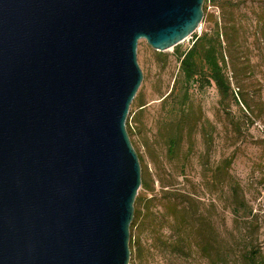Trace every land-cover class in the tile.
Returning a JSON list of instances; mask_svg holds the SVG:
<instances>
[{
    "label": "water",
    "instance_id": "1",
    "mask_svg": "<svg viewBox=\"0 0 264 264\" xmlns=\"http://www.w3.org/2000/svg\"><path fill=\"white\" fill-rule=\"evenodd\" d=\"M204 2L0 0V264H130L139 42L178 46Z\"/></svg>",
    "mask_w": 264,
    "mask_h": 264
},
{
    "label": "rangeland",
    "instance_id": "2",
    "mask_svg": "<svg viewBox=\"0 0 264 264\" xmlns=\"http://www.w3.org/2000/svg\"><path fill=\"white\" fill-rule=\"evenodd\" d=\"M235 2L239 6L233 8V11L246 29L241 50L247 53L252 64V72L248 71L239 79L254 113L241 102H222L221 95L214 86L203 91L196 90L194 103L203 109V128L193 135L191 141L187 139L189 142L184 149L188 152V178L196 184V191L207 207L215 204V209L209 214L220 232L222 245L225 247L223 252L230 255L226 264H246L241 255L247 248L256 247L264 253V24L259 21V15L264 13V0ZM208 11L217 17L221 15V9L212 3L209 4ZM210 27L211 24L203 20L195 35H201ZM195 35L167 51L155 50L146 40L139 42L138 60L144 72L139 91L146 94L148 107L138 124L141 132H134L131 139L135 148L144 156V164L152 172V159H165L158 124L161 114L160 91L163 94L171 90L179 72L176 50L189 48ZM233 82L237 86L235 79ZM131 110L133 116L138 111L133 107ZM227 159L231 161L229 173L243 189L247 205L244 209L234 204L230 178L225 179L223 172L215 175L217 167ZM213 177L216 178L214 184ZM203 178L210 181L208 186L199 184ZM183 180V176L178 177V181ZM164 233L168 234V230L165 229ZM144 241L143 256L135 257V247L130 264H210L197 252L189 257L180 256L162 246H151V241L145 238Z\"/></svg>",
    "mask_w": 264,
    "mask_h": 264
},
{
    "label": "trees",
    "instance_id": "3",
    "mask_svg": "<svg viewBox=\"0 0 264 264\" xmlns=\"http://www.w3.org/2000/svg\"><path fill=\"white\" fill-rule=\"evenodd\" d=\"M210 3L221 9L219 17L209 13ZM236 6L239 4L235 0H205L204 20L211 24L210 29L201 35L194 33L195 38L189 48L176 50L178 75L169 92L162 94L160 91L161 114L158 124L159 137L165 148V159L153 158L152 172L144 164V156L136 149L143 173L142 189L136 199L131 227V255H134V248L137 247L136 258H141L144 254L145 238L151 241V246H162L180 256L189 257L197 252L210 264H226L229 261L230 255L223 252L225 247L222 245L220 232L209 214L215 209V204L207 207L196 191V184L188 178V152L184 148L193 135L203 128V109L194 103L196 90L203 91L214 86L220 93L222 102H241L254 113L239 79L248 71L252 72V64L247 53L241 50L246 29L245 24L236 18L233 11ZM259 16V21L264 24V13ZM147 104L146 94L139 91L132 104L138 111L133 116L131 110L127 123L131 137L134 132H141L138 124L141 123ZM230 164V159L224 160L217 167L215 175L223 172L225 179L230 178L234 204L244 209L247 205L243 189L229 173ZM179 176H183L184 180L178 181ZM205 178L199 182L200 185L210 184ZM215 182L216 178L213 177L212 183ZM235 213L238 215V211ZM165 229L168 234L164 233ZM241 257L246 264H264V253L256 247L247 248Z\"/></svg>",
    "mask_w": 264,
    "mask_h": 264
},
{
    "label": "built area",
    "instance_id": "4",
    "mask_svg": "<svg viewBox=\"0 0 264 264\" xmlns=\"http://www.w3.org/2000/svg\"><path fill=\"white\" fill-rule=\"evenodd\" d=\"M191 36H192V35H191ZM191 36H190V37H191ZM190 37H189V38H190Z\"/></svg>",
    "mask_w": 264,
    "mask_h": 264
}]
</instances>
